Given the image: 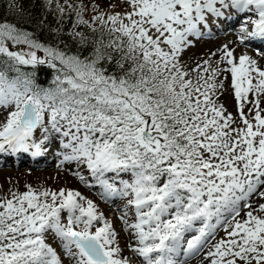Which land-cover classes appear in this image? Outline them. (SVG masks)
<instances>
[{"label": "snow or ice", "instance_id": "6c2138e0", "mask_svg": "<svg viewBox=\"0 0 264 264\" xmlns=\"http://www.w3.org/2000/svg\"><path fill=\"white\" fill-rule=\"evenodd\" d=\"M124 3L130 10L89 21L83 5L44 0L57 23L51 42L0 18V153L38 156L57 141L61 163L75 162L81 182L98 186L102 199L124 201L119 219L139 264H187L220 228L225 235L205 253L208 264H264V203L249 202L264 199V68L246 54L237 62L224 46L234 118L214 98L221 69L204 67L193 83L179 60L191 37L231 16L245 15L240 44L264 41V0ZM8 9L24 14L19 0ZM44 65L56 72L54 88L22 71ZM26 187L0 199V264H135L121 255L113 222L94 200Z\"/></svg>", "mask_w": 264, "mask_h": 264}, {"label": "rangeland", "instance_id": "374dc122", "mask_svg": "<svg viewBox=\"0 0 264 264\" xmlns=\"http://www.w3.org/2000/svg\"><path fill=\"white\" fill-rule=\"evenodd\" d=\"M60 2L63 3L64 0H60ZM19 3L26 11H30L29 7L25 4V1L20 0ZM69 3L74 5H83L84 18L89 21L92 20L93 16L99 15L100 13H103L106 18L109 14H115L118 12L124 13L125 11L130 10L124 3V0H69ZM244 19L245 15L240 14L238 19H236L230 27L221 28V30H219L216 26L222 25V21L211 24L209 28L203 29V35H208L212 38H202L203 35L200 37H191L190 39L192 40V44L186 47L180 53L179 57L182 71L188 73L187 78L191 79L193 83H196L198 75L203 74L202 69L204 67H208L210 65L213 68L219 67L221 69L222 74L217 77V81L223 83V88L217 91L216 97L214 98H216L217 103L222 104L226 109V112L231 113L234 118L238 117V105L234 96V89L231 87V74L230 72L223 71L228 68L229 65H227L226 61H221L220 59L225 51L224 46L227 45L228 49L233 50V55L237 58V62L239 56L244 54L250 56L251 58H254L255 53H257L260 57H264V52L262 50L260 51L256 49L257 52L253 54L251 51L255 47L251 44H240L238 40V28ZM96 23L98 24L99 22ZM228 25L229 24H226V26ZM71 26L72 24L69 27L71 28ZM220 31L226 32L227 34H218ZM231 32H234L235 34H230ZM214 52L218 53V56L215 59L212 57ZM38 55H43V53L38 52ZM261 60L264 63V59ZM205 61H208V65L204 63ZM253 98V95L249 94V99L251 100ZM249 107H251V105L245 104V113L248 112ZM260 107L264 108L263 102H261ZM2 112L3 110L0 109V113ZM4 115H6V113H4ZM2 119L3 115H0V120ZM37 135L39 134L37 133ZM44 152L46 153L45 158L48 161L51 160L50 164L44 161L43 163L27 164L22 161L18 162L15 158H10L11 152L0 153V199L11 198V194L13 192L22 193L27 191L26 186L28 185H31L32 188L37 191L43 189L59 191L61 188L77 190L89 199L94 200V202L98 205V210L103 212L106 218L113 222V226L118 233L117 243L121 248V255L133 260L135 264H139V258H135L129 248V245H132L134 241L129 238V232L124 230L122 221L119 219L121 214L119 209L122 207L124 202L122 198L118 197L113 201L110 200L105 203L97 191L99 189L98 186L95 188H89L85 183L81 182L79 178L74 175V173L78 171L75 162L65 161L61 163L63 157L60 154V147L57 141L47 145ZM25 153L17 152L15 155L18 154L20 156H24ZM27 153H32V151L30 150ZM82 174L88 176L86 170L83 171ZM114 198L115 197L111 199ZM249 202L252 204L253 208H255L259 204L264 203V199H261L257 194L254 195ZM245 211H247V209L241 211V216L244 215ZM224 235V229L220 228L217 231L215 239L210 240L204 251L193 256L191 260L188 259L187 264H195L200 258L202 261L198 264H208V260L204 258L205 253L212 244ZM48 242L52 243L51 236L48 237ZM53 246L57 247L58 251L60 250L57 243H53Z\"/></svg>", "mask_w": 264, "mask_h": 264}, {"label": "trees", "instance_id": "16d2710c", "mask_svg": "<svg viewBox=\"0 0 264 264\" xmlns=\"http://www.w3.org/2000/svg\"><path fill=\"white\" fill-rule=\"evenodd\" d=\"M20 1V0H19ZM29 7L30 11H26L24 8V14L21 15L15 11H9L8 4L10 0H0V18L8 19L13 22H17L27 28L28 31L34 32L36 38L41 42H51L52 34L49 32V28L57 27L56 18L49 14L44 8V0H22ZM43 20V24L39 21ZM87 20V19H86ZM75 22V13H71V19L65 17L64 30L65 33L70 28L69 26ZM99 27V23L97 24ZM77 30L83 31L85 35L91 40L99 38L100 33L95 34L86 26L81 25ZM106 38V36H105ZM62 39L69 45L72 52L77 51L79 47L75 44L69 36L66 34L62 36ZM91 51V48H87L84 51V55H87ZM22 71L32 72L35 85L40 88L49 89L55 87L54 77L56 75L55 70L49 68L47 65L37 66L33 69L31 66H24Z\"/></svg>", "mask_w": 264, "mask_h": 264}, {"label": "bare ground", "instance_id": "6f19581e", "mask_svg": "<svg viewBox=\"0 0 264 264\" xmlns=\"http://www.w3.org/2000/svg\"><path fill=\"white\" fill-rule=\"evenodd\" d=\"M252 42H255V45L256 46H258V48H262L261 46H262V44L260 43V42H256V41H252ZM254 45V46H255ZM255 46V47H256ZM253 54L255 53V52H257L256 50H254V49H252V51H251ZM218 56V53L217 52H214V54H213V58L215 59L216 57ZM252 59H255L256 61H257V63H258V65H259V67H261V68H264V63H263V61L261 60V59H264V57L262 56V57H260L257 53H255L254 54V58H252ZM261 99V102H263L264 103V96H262V98H260ZM55 140H53L52 142H54ZM86 173V172H85ZM102 207V206H101ZM118 227V226H117ZM118 228H120V227H118ZM124 238V237H123ZM129 238H130V236H129ZM132 239V238H131ZM134 241V240H133ZM134 243H135V241H134ZM133 243V244H134ZM131 252V251H130ZM136 258V257H135ZM202 258H203V256H202ZM205 258V257H204ZM200 261H202V259L200 258L199 260H198V262H196L195 264H198Z\"/></svg>", "mask_w": 264, "mask_h": 264}]
</instances>
